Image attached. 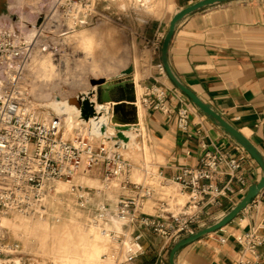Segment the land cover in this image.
<instances>
[{"label":"built area","instance_id":"2783aa9c","mask_svg":"<svg viewBox=\"0 0 264 264\" xmlns=\"http://www.w3.org/2000/svg\"><path fill=\"white\" fill-rule=\"evenodd\" d=\"M38 1L45 7L37 10L32 21L20 18L18 26L0 28V264L8 263L20 252L19 242L9 240L2 220L12 216L42 218L48 198L63 192L85 214L89 225L107 239L109 247L101 256L102 264H124L144 255L140 240L145 232L163 242L154 264H168L165 254L174 243L206 227L198 210L202 201L215 204L219 197L230 200L237 192L231 184L233 179L241 185L240 191L247 189L245 178L236 177V173L249 156L244 151L231 155L200 138V164L183 166L167 179L154 163L143 158L135 164L125 157L122 151L128 146L115 137L116 133L95 136L75 127L72 138H67L61 115L46 119L38 116L21 91V77L38 56H49L56 66L60 65V51L67 37L107 19L109 13L100 8L106 0H35V6L40 4ZM137 3L144 7L143 1ZM31 27L34 31L28 38L26 31ZM163 38L164 34L157 33L145 40L151 54L160 53ZM160 70L165 74L162 67ZM140 103L167 118L174 116L177 128L189 132L193 107L190 102L178 99L176 107L172 106L167 95L153 86L146 89ZM138 137L143 149V137ZM135 171L140 173L139 182L132 179ZM222 175L229 180L219 185ZM93 179L99 180L98 186L88 184ZM59 184L65 190L60 191ZM156 185L177 188L158 198ZM179 195L187 200L183 206L172 205L179 207L175 212L170 202ZM260 197L264 198V188L254 199ZM151 200L153 213L141 212L143 204ZM253 206L257 217L258 203ZM263 231L264 215L258 222L253 220L237 238L240 250L234 264H264L258 252L264 247Z\"/></svg>","mask_w":264,"mask_h":264},{"label":"crops","instance_id":"0c3cea01","mask_svg":"<svg viewBox=\"0 0 264 264\" xmlns=\"http://www.w3.org/2000/svg\"><path fill=\"white\" fill-rule=\"evenodd\" d=\"M141 1L150 6L151 0ZM198 1L200 0H165L163 15L146 24L143 39L151 40L157 33L165 35L173 15ZM139 8L143 9L140 5ZM167 61L181 84L242 133L264 158V0L229 1L187 15L175 26ZM161 67L160 53L151 54L143 78L138 81V73L132 75V78L136 76V99L138 98L140 116L137 115V131L126 132L136 133L137 136L141 134L142 137L144 132L156 157L155 167L162 176L169 179L183 166H198L202 155L198 146L200 138L234 156L243 152L234 140L209 120L183 93L179 90L174 92L175 86L161 72ZM153 86L167 95L168 103L172 106L176 107L178 99L193 105L188 133L177 128L174 116L167 118L140 104V90L142 89L141 99L146 89ZM109 126L113 125L109 123ZM88 128L90 130V125ZM108 129L104 134L106 137L110 136ZM83 131L85 132L84 129ZM239 176L245 178L246 190L240 191L241 185L233 179L231 184L237 192L230 200L219 197L215 204L201 202L198 210L201 212V219L206 222L205 226L224 217L246 195L248 188L259 182L262 171L248 157L236 173V177ZM228 180V176L222 175L219 176L218 183L222 185ZM173 186L176 190V185L163 189L156 185L157 197L164 198L172 193L174 190L170 188ZM178 201L177 197L170 202L171 210L179 211V207L172 206L180 204ZM253 201L258 203L257 217L253 203L250 202L228 225L183 247L175 257L176 264H234L240 250L237 238L252 225L253 220L258 222L264 215V198ZM153 206L154 201H148L140 211L152 214ZM262 233L264 235V231ZM140 245L145 254L127 264H154L153 259L163 247V242L145 232ZM258 252L259 258L264 262V247L259 248Z\"/></svg>","mask_w":264,"mask_h":264},{"label":"rangeland","instance_id":"374dc122","mask_svg":"<svg viewBox=\"0 0 264 264\" xmlns=\"http://www.w3.org/2000/svg\"><path fill=\"white\" fill-rule=\"evenodd\" d=\"M33 1L0 0V28L18 26L20 18L32 21L37 10L45 7V3L38 1L40 4L35 6ZM122 5L126 8L125 12ZM100 8L109 13L107 19L80 28L70 35L69 40L63 42L60 65L56 66L51 57L44 55L34 58L25 68L20 88L40 118L59 115L56 103L86 94L91 90V80H113L126 70H130L131 75L137 72L138 81L145 75L151 51L145 45L143 32L149 21L161 18L166 8L165 0H151L146 10L148 14L135 10L138 8L137 0H106L101 2ZM104 24L107 31L101 32L98 26ZM87 28L91 30L87 32ZM132 80L137 94L136 76ZM141 94L142 89L139 101ZM134 107L140 116L138 98ZM70 114L73 118L71 123H65L67 138H72L75 127L85 132L89 130L88 125L80 122L74 112ZM129 133L131 139L127 141L128 148L122 151L124 156L135 164H139L143 158L146 162L154 163L156 157L144 132L143 149L136 133ZM132 179L139 182L140 173L135 171ZM88 184L98 186L99 180L93 179ZM58 189L63 191L65 186L59 184ZM170 189L174 190L175 187ZM109 196L116 198L115 194ZM186 199L178 196L180 204ZM46 207L47 212L42 218L12 216L2 220L9 240L20 244V252L9 258L10 263L6 264H102L101 256L109 247L108 241L89 225L85 214L73 206L72 200L64 192L52 194ZM168 254L165 256L168 257Z\"/></svg>","mask_w":264,"mask_h":264},{"label":"water","instance_id":"95a60500","mask_svg":"<svg viewBox=\"0 0 264 264\" xmlns=\"http://www.w3.org/2000/svg\"><path fill=\"white\" fill-rule=\"evenodd\" d=\"M229 1L237 0H200L175 13L169 21L168 29L161 44L160 59L165 74L175 88L183 93L209 120L223 130V132L234 140L235 143L257 163L262 171V176L257 184L248 188L246 195L224 217L174 243L169 250L168 264H176L175 257L183 247L209 234L217 232L232 222L258 195L259 191L264 188V158L261 153L242 133L226 122L208 104L202 102L193 92L181 84L171 71L167 61L168 47L177 23L187 15L205 7ZM40 21L41 18L38 24ZM130 73V70H126L116 79L109 81L105 79L91 80V90L89 92L80 94L66 101L69 106L75 108L72 112H74L77 119L84 124L91 120L97 122L99 118L104 119L102 124H99V127L96 129L90 125V134L105 136L104 134L109 127V129H111H108L109 135L112 134V131H115V137L121 142L126 143L129 138L125 136V132L129 130L137 131L136 125L138 124V118L134 107L136 103V93ZM59 115H61L60 112ZM109 123L113 126H109Z\"/></svg>","mask_w":264,"mask_h":264},{"label":"bare ground","instance_id":"6f19581e","mask_svg":"<svg viewBox=\"0 0 264 264\" xmlns=\"http://www.w3.org/2000/svg\"><path fill=\"white\" fill-rule=\"evenodd\" d=\"M123 9H126L125 8V6H121ZM139 9V11H141L143 14H148L149 12H147L146 10L147 9H149V5L146 3V2H144V7H143V9H140L139 8V4H138V8L136 9V10H138ZM25 14V13H24ZM26 16H28L27 14H25ZM22 20H25V19H22ZM26 22H30V21H28V20H25ZM107 25L105 26V24L104 25H99L98 26V29L101 31V32H106L107 31ZM111 29V28H110ZM87 30V32L89 31V30H91V28H87L86 29ZM33 31H34V28H29L28 29V33H27V37L28 38H30L29 36H28V34H30V35H32V33H33ZM69 37H67V39H68ZM133 81V80H132ZM21 93V92H20ZM56 109H57V111H59L60 113H61V116L63 117V120H64V122L66 123H71V121H72V117H71V111H74L75 110V108L74 107H71V106H69L66 102H62V103H60V104H58V103H56ZM137 113V112H136ZM103 118H99L98 119V121L97 122H95L94 120H91V121H89V122H87L86 124H88V125H92V127L94 128V129H96L97 127H99V124H102V122H103ZM86 133V132H85ZM125 136H127L129 139H131V134L129 133V132H125ZM128 142H129V140H128ZM128 142H126L125 144H127ZM129 145V144H128ZM40 232V231H39ZM42 233V232H41ZM102 238V237H101ZM98 241H99V239H98ZM100 242V241H99ZM102 244V243H101Z\"/></svg>","mask_w":264,"mask_h":264}]
</instances>
